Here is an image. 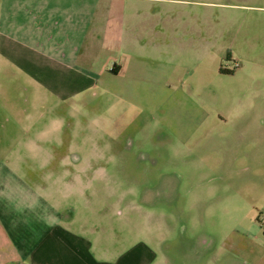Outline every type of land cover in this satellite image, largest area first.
Wrapping results in <instances>:
<instances>
[{
  "label": "rangeland",
  "instance_id": "obj_1",
  "mask_svg": "<svg viewBox=\"0 0 264 264\" xmlns=\"http://www.w3.org/2000/svg\"><path fill=\"white\" fill-rule=\"evenodd\" d=\"M4 131L95 256L264 264V0H0Z\"/></svg>",
  "mask_w": 264,
  "mask_h": 264
},
{
  "label": "crops",
  "instance_id": "obj_2",
  "mask_svg": "<svg viewBox=\"0 0 264 264\" xmlns=\"http://www.w3.org/2000/svg\"><path fill=\"white\" fill-rule=\"evenodd\" d=\"M34 17L35 14L27 25L31 30L39 29ZM1 112L7 113L3 109ZM4 128L8 129V126L5 125ZM9 134L8 131H4L0 137L2 144L0 148V244L2 245L0 248H3L5 242L12 243H10L11 256L6 264H153L155 253L141 241H137L127 251L116 254L113 260L102 259L108 257L103 251H100L102 257L95 256L94 243L86 236L85 221L82 224L78 223L80 226L78 233L73 232L70 226L78 220L66 218V221H62L61 216L56 219L54 215L47 214L46 206L40 204V195L43 191L40 192L39 187L33 189L30 186L11 187L10 184H6L7 178L10 177L8 174L11 173L3 172L7 166L3 167L1 162L11 161V157H14L11 148L19 140L13 135L8 136ZM31 140L36 141L33 144H40L38 138ZM16 157L22 162L31 159L28 153H20ZM72 159L77 161L78 156L73 155ZM31 219L33 225H37L38 236L27 248L33 231L29 227ZM38 225L42 226L41 230Z\"/></svg>",
  "mask_w": 264,
  "mask_h": 264
},
{
  "label": "trees",
  "instance_id": "obj_3",
  "mask_svg": "<svg viewBox=\"0 0 264 264\" xmlns=\"http://www.w3.org/2000/svg\"><path fill=\"white\" fill-rule=\"evenodd\" d=\"M221 71H224V70H221ZM225 72V71H224Z\"/></svg>",
  "mask_w": 264,
  "mask_h": 264
},
{
  "label": "built area",
  "instance_id": "obj_4",
  "mask_svg": "<svg viewBox=\"0 0 264 264\" xmlns=\"http://www.w3.org/2000/svg\"><path fill=\"white\" fill-rule=\"evenodd\" d=\"M263 225H264V223H263Z\"/></svg>",
  "mask_w": 264,
  "mask_h": 264
}]
</instances>
